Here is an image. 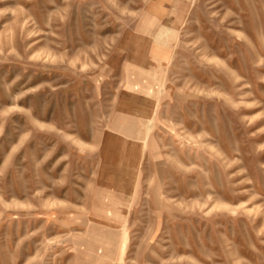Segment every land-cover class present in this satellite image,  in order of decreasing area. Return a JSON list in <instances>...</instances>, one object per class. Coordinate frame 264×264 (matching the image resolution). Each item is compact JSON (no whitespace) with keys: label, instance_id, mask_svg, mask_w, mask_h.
<instances>
[{"label":"rangeland","instance_id":"374dc122","mask_svg":"<svg viewBox=\"0 0 264 264\" xmlns=\"http://www.w3.org/2000/svg\"><path fill=\"white\" fill-rule=\"evenodd\" d=\"M0 264H264V0H0Z\"/></svg>","mask_w":264,"mask_h":264}]
</instances>
